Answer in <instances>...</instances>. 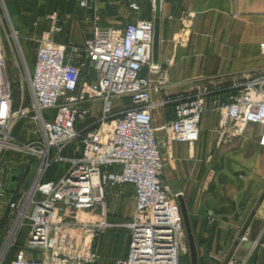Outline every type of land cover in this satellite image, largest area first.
I'll return each mask as SVG.
<instances>
[{
  "label": "built area",
  "instance_id": "obj_1",
  "mask_svg": "<svg viewBox=\"0 0 264 264\" xmlns=\"http://www.w3.org/2000/svg\"><path fill=\"white\" fill-rule=\"evenodd\" d=\"M95 4L96 0H78V6L92 15L91 35L81 45L56 42L60 20L55 13L46 16L50 27L42 33L28 76L29 108L13 105L0 41V151H17L38 164L29 188L19 190L17 199L16 187L8 182L12 175L0 180V197L8 198L11 214L0 243V264L24 226L27 234L9 264H93L98 258L93 240L112 226L106 222V198L115 189L118 196L130 192L133 200L124 224L127 252L118 264H179L187 251L186 233L178 194L161 180L164 160L158 128L153 126L159 106H172L171 119L160 127L166 148L174 143L192 148L208 111L218 115L219 143L257 125V144L264 148V73L249 75L227 102L216 99L206 105L205 90L154 102L151 93L167 86L168 74L158 64L155 79L150 77L152 19H137L121 29L102 26ZM129 8L140 10L136 2ZM191 17L181 14L182 26ZM11 37L17 38L13 28ZM259 49L264 55V43ZM113 100L121 103L114 105ZM20 118L36 126V139L16 145L11 131ZM72 145V155H63ZM57 163L64 166L57 177L44 181Z\"/></svg>",
  "mask_w": 264,
  "mask_h": 264
},
{
  "label": "crops",
  "instance_id": "obj_2",
  "mask_svg": "<svg viewBox=\"0 0 264 264\" xmlns=\"http://www.w3.org/2000/svg\"><path fill=\"white\" fill-rule=\"evenodd\" d=\"M146 1L145 5L140 2V15L129 10V3L135 0H96L95 7L98 16L105 5L115 9L120 18L108 16L105 20L114 25L109 27L121 29L137 19H152L153 5ZM54 13L59 19L58 11L46 16ZM181 14L192 15L185 26L179 21ZM45 22L49 29L50 21ZM85 22L86 18L76 20L77 30L70 28L65 36L68 42L74 35L77 41L82 40L76 45H81L91 35V29L85 34ZM63 30L61 24V32L55 36L58 43H66L65 38H57ZM262 43L264 0H162L158 64L167 70L168 84L152 95V100L205 90L206 105L216 99L227 102L249 75L264 73V55L259 49ZM171 117V105L159 106L153 112L154 126H162ZM217 129L218 115L208 111L199 123V147L181 143L165 147L161 180L184 201L202 264H264V148L257 144L260 127L249 125L241 137L222 143L218 142ZM211 159L213 165L226 171L225 175L222 170L219 183L208 170ZM118 190L107 196L110 207H116L120 199L132 200L130 192L118 196ZM119 225L113 223L107 228L115 229L109 236H97V245L104 237L102 246L112 250L114 240L123 233L118 228L124 225ZM126 232L121 260L127 252ZM242 236L246 240H241Z\"/></svg>",
  "mask_w": 264,
  "mask_h": 264
},
{
  "label": "rangeland",
  "instance_id": "obj_3",
  "mask_svg": "<svg viewBox=\"0 0 264 264\" xmlns=\"http://www.w3.org/2000/svg\"><path fill=\"white\" fill-rule=\"evenodd\" d=\"M50 1L51 0H0V41L4 46L5 63L7 67L8 78L12 83L13 105L15 108L19 106L29 108L30 106L31 97L27 83L28 76L31 73L35 50L41 41L42 33L48 30L47 23L45 22V17L48 13L54 10L52 8L58 9L60 24L64 26L63 35H59L57 37L58 39H64L65 36L69 33L70 28H73V31H75V29L77 30L78 27L75 24L76 20L80 22L81 20H83V18L87 19V22H85V34L89 33L91 29V12L86 10V13L84 14L82 11H84L85 9H81L78 6V0H68L73 6L72 12L74 15L71 17H66L65 12L62 8H60V6L56 7L57 3L62 4L63 2H65V0H56L57 3L55 7L50 5ZM135 2H137V0H135ZM140 2H137L139 6L141 4H148V1L146 0L142 1L141 4ZM127 5L128 3L125 4V7H128ZM141 11L142 10L140 9L138 12L133 13H135V15H140ZM98 13L100 17V25L102 26H114L108 23L107 20H105V18H107L108 16H116V18H120L119 13L115 9L112 10L110 7H108V5H105L102 7V9H99ZM11 28L18 32L16 39L11 37ZM85 28L81 30H84ZM73 36L74 35H72V37L70 38L71 43H81L82 40L77 41L75 39V36ZM120 103V100H113L114 105H119ZM17 125H19L18 130L15 131L14 129H12L11 131V136L16 145L31 142L32 140L36 139V134L34 133V131L37 128L33 123L29 122L28 119H18L14 124L15 129ZM199 143L195 144V149L199 147ZM73 145L76 147L78 144L76 143ZM209 154L210 153L206 154V158ZM30 163L31 165H29ZM37 166V162L30 157H25V154L19 153L14 150L0 151V180L5 181L13 173L23 174L18 191H26L29 188ZM209 166L210 169L208 170H212L214 172L213 177L216 176L217 182H221L223 178L221 172L223 170L224 174L226 175L225 169L220 168L216 164L213 165L212 159L207 163V167ZM63 167L64 166L61 163H57L51 166V169L58 172L59 169H62ZM23 184L26 187H24ZM217 190L220 191L221 189L218 187ZM7 201V197H0V243L2 242L4 234L7 231L11 221L8 220V218L11 219V214L8 210ZM106 203L108 206L107 208L110 211L108 214L109 216H107L106 218V222L112 225L113 223L118 225L126 224L127 218L131 213L133 200H131L130 197H127L126 199H120L116 207H110V198H106ZM108 217H110V219H108ZM114 230L105 229L102 236L107 237L110 234L109 232H113ZM118 230H121L123 233L121 234V237L119 239L114 240V247L112 250H110L109 248L106 249L102 246V240L104 237H101L99 245H97L96 237L94 238L92 249L98 258L97 261L93 264H117L118 260H121L118 258L119 254L123 250L124 242L127 238V232L126 228L124 227H120L118 228ZM27 231V226L22 227L18 238L21 244L25 238V235L27 234ZM235 239H239V234ZM186 250V253L180 257L179 264H190L188 247ZM197 257L199 258L198 253Z\"/></svg>",
  "mask_w": 264,
  "mask_h": 264
},
{
  "label": "water",
  "instance_id": "obj_4",
  "mask_svg": "<svg viewBox=\"0 0 264 264\" xmlns=\"http://www.w3.org/2000/svg\"><path fill=\"white\" fill-rule=\"evenodd\" d=\"M161 1L162 0H153V14H152V22H153V39H152V54H151V64H152V72H151V80L153 81L156 77V66L159 63V43H160V30H161ZM153 86V83H152ZM157 94L155 91H152V95ZM157 102V101H154ZM154 126V123H153ZM155 127V126H154ZM161 126H158V130L156 132L158 149L160 151L161 157L164 160V152H165V138L164 133ZM13 180V178H11ZM178 203L180 212L183 219V224L186 233V242L188 247L189 261L190 264H198L197 250L194 241V236L191 231L190 221L188 217V213L186 210V206L182 198L178 195Z\"/></svg>",
  "mask_w": 264,
  "mask_h": 264
},
{
  "label": "trees",
  "instance_id": "obj_5",
  "mask_svg": "<svg viewBox=\"0 0 264 264\" xmlns=\"http://www.w3.org/2000/svg\"><path fill=\"white\" fill-rule=\"evenodd\" d=\"M144 1H145V0H144ZM56 3H57L56 0H51V1H50V5H51V6H54V7H55ZM48 4H49V2H48ZM59 6H60V8L63 9V11H64L65 13H71V12H72V7H73V6H72L71 2L68 1V0H65V2H63L62 4H61V3H60V4L57 3L56 7H59ZM52 9H54V10H52L51 12L58 11L57 8H56V9H55V8H52ZM51 12H50V13H51ZM50 13H48V14H50ZM58 13H59V11H58ZM48 14H47V15H48ZM64 41H65V42H68V38L66 37ZM34 59H35V55H34ZM33 63H34V60H33ZM32 67H33V65H32ZM31 70H32V69H31ZM12 91H13V89H12ZM45 116H46V118H48V119L51 117L49 112H46ZM18 128H19V125L16 126V129H15V127H14L13 129H14L15 131H17ZM72 150H73V145L70 146L69 148H67V149L63 152V155H65V156L72 155ZM75 155H79V153L76 152ZM31 163H32V161H31ZM52 166H53V165H52ZM27 169H28V168H27ZM22 176H23V174H19V173L15 174V173H13L12 176H11V177L13 178V181L11 180V177H10L9 180H8V182L11 184L12 187H16V189H15V191H14L13 199H17V197H18V193H17V192H18V188H19V186H20L21 180H22ZM56 177H57V171L51 169V167H50V169H49V170L46 172V174L44 175V178H43V179H44V181H50V180L55 179ZM23 185H24V184H23ZM24 187H26V186L24 185ZM10 217H11V216H10ZM8 220H11V219L8 218ZM5 222H8V221H5ZM10 222H11V221H10ZM1 239H2V237H1ZM20 245H21V242H20L19 240H17L16 243H15V245H14V247H13L12 250L10 251V253L6 256V259H5L4 264H9L10 260H11L12 257H13V254H14V253L16 252V250L20 247ZM198 264H202L200 257L198 258Z\"/></svg>",
  "mask_w": 264,
  "mask_h": 264
}]
</instances>
